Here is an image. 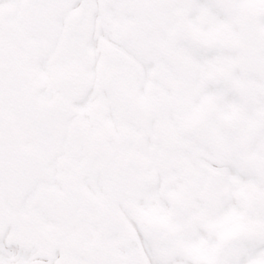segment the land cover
I'll return each mask as SVG.
<instances>
[{
	"label": "snow or ice",
	"instance_id": "snow-or-ice-1",
	"mask_svg": "<svg viewBox=\"0 0 264 264\" xmlns=\"http://www.w3.org/2000/svg\"><path fill=\"white\" fill-rule=\"evenodd\" d=\"M0 264H264V0H0Z\"/></svg>",
	"mask_w": 264,
	"mask_h": 264
}]
</instances>
